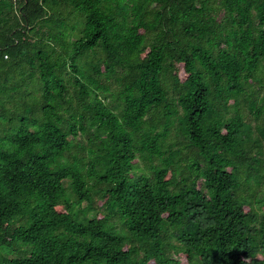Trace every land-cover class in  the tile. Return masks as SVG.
I'll return each mask as SVG.
<instances>
[{"label":"trees","instance_id":"trees-1","mask_svg":"<svg viewBox=\"0 0 264 264\" xmlns=\"http://www.w3.org/2000/svg\"><path fill=\"white\" fill-rule=\"evenodd\" d=\"M0 264H264V0H0Z\"/></svg>","mask_w":264,"mask_h":264}]
</instances>
